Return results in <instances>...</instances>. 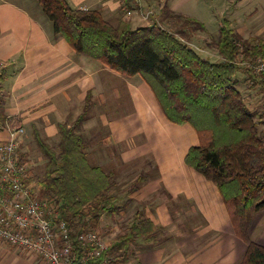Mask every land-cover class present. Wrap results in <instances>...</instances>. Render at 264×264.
I'll return each instance as SVG.
<instances>
[{"label":"crops","instance_id":"crops-1","mask_svg":"<svg viewBox=\"0 0 264 264\" xmlns=\"http://www.w3.org/2000/svg\"><path fill=\"white\" fill-rule=\"evenodd\" d=\"M33 1L0 0V142L8 139L6 124L23 126L21 159L31 160L40 154L36 134L59 151L60 128H72L84 116L76 130L87 144L90 165L113 175L109 195L120 208L115 216L126 217L132 209L133 224L147 219L157 228L153 237L132 243L136 264H239L247 246L237 236L218 187L184 161L191 147L210 137L188 124L169 122L141 75L112 70L56 36L53 23ZM136 1L130 0L129 8L139 7ZM67 2L73 9L100 12L116 27L126 21L133 29L158 24L178 37L185 32L203 48L214 49V59L217 50L209 43L218 40L223 27L264 44V0H140L141 11L153 13L148 21L153 23L138 11L127 17L117 0ZM207 14L217 27L206 22ZM190 19L204 31H193ZM236 80L250 99H264V82L259 87L243 71ZM245 104L253 111L246 99ZM253 112L260 114L257 121L264 115ZM32 173L39 190L37 169ZM202 239L212 242L202 249L209 254L197 247ZM0 264L48 263L0 240Z\"/></svg>","mask_w":264,"mask_h":264},{"label":"trees","instance_id":"trees-1","mask_svg":"<svg viewBox=\"0 0 264 264\" xmlns=\"http://www.w3.org/2000/svg\"><path fill=\"white\" fill-rule=\"evenodd\" d=\"M37 1L53 23L56 36L112 70L141 75L169 122L188 124L201 136L210 137L205 144L190 148L185 164L218 187L237 236L247 245L239 264H264V246L250 235L255 216L264 211V129H260L264 121L260 117L256 121L260 114L247 108L236 80L243 71L253 82L255 72L235 62L241 51L247 59L264 60V44L223 27L218 40L209 43L222 58L214 61L158 24L133 29L124 21L116 27L100 12L73 9L67 0ZM188 21L193 31H204L198 21ZM84 118L72 128H60L59 151L35 135L47 160L45 176L39 182L40 197L59 206L60 218L72 229L74 240L78 233L96 231L103 213L115 216L119 212L115 198L109 195L113 175L91 166L86 157L87 144L76 130ZM34 168L32 165V172ZM156 231L147 219L134 223L127 234L110 242L107 256L122 251L128 254L137 238L153 237ZM77 250L81 252L78 246Z\"/></svg>","mask_w":264,"mask_h":264},{"label":"built area","instance_id":"built-area-1","mask_svg":"<svg viewBox=\"0 0 264 264\" xmlns=\"http://www.w3.org/2000/svg\"><path fill=\"white\" fill-rule=\"evenodd\" d=\"M117 1L127 17L138 11L147 22L153 18L152 12L141 11L140 0L136 1L139 7L133 9L128 6L130 0ZM241 65L264 76L261 58L247 59ZM5 128L8 139L0 142V240L36 254L48 264H110L107 238L98 231L87 230L76 234L74 240L73 231L61 220L58 207L39 198L31 178L32 163L21 159V138L26 130L18 125L6 124Z\"/></svg>","mask_w":264,"mask_h":264},{"label":"rangeland","instance_id":"rangeland-1","mask_svg":"<svg viewBox=\"0 0 264 264\" xmlns=\"http://www.w3.org/2000/svg\"><path fill=\"white\" fill-rule=\"evenodd\" d=\"M33 2H36V4H37L36 6H38V3H37L36 0H34ZM206 22L210 26L217 27V23L216 22L214 23L213 20H211L209 18V14H207V16H206ZM195 32L197 34L199 33L198 31H195ZM179 36L182 39H185L186 41H189L190 43L195 44L196 47L200 48V49H196L199 54H202L203 56H208L207 58H212L215 61V59L212 57V54H211L212 52H214V49L203 48L202 45H200L197 42L196 38L186 34L185 32H179ZM208 52H209V55H208ZM217 55H219L218 52H217ZM240 58H242L241 61H240ZM217 59H219V56L217 57ZM219 60H222V58L219 59ZM245 61H247V58H246L244 52L242 54V51H241L240 56H238L236 58L235 62L236 63L239 62V64H241V63L245 64ZM255 75L256 76H254V79H253L252 83H258V85H259L260 81L264 82V76L258 75L256 73H255ZM258 85H255V86L253 85L252 86L253 88H256V90H254V91H257V90L260 91V89H259L260 85H259V87H258ZM248 92L249 91H247V92L243 91V97L244 98L248 95ZM245 99L247 100L249 105L252 106L253 111H260V112H262L264 114V102H263L264 99L263 100L262 99H256V100L254 99L253 100V99H250V97H248V96ZM260 118H261V120L264 121V115L262 117H260ZM256 121H257V119H256ZM263 128L264 127H260V129H263ZM154 136H158V131H154ZM23 139L21 138V140H23ZM206 139H207V137H206ZM40 154L37 151V154L36 153H34V155L32 154L31 160H29V162L32 163V165L35 166V168L37 169L38 181L39 180L40 181L43 180V178L45 176V172H46L45 165H46V162H47V160L42 159V156ZM37 194H38L39 198H41L40 197V195H42L41 188H40V190L37 191ZM177 204H181V202H178ZM122 206H125V208L127 206H128V208L129 207L132 208L133 205L132 204H129V205L128 204H122ZM57 207L60 210L59 206H57ZM86 208H87V206L85 207V209ZM128 208H127V211H128ZM117 209L119 210L120 208L118 207ZM133 212H132V209H131L129 212H127V216L123 217V218L120 217L119 215L118 216H114V215H110V214L108 215V214L103 213V215L101 216L102 218L100 220V223H99L98 228L96 229V231L100 232L110 242H113L112 240L115 239L116 237H119L121 235H125V234H127L129 232V230L131 228L130 226L133 225V219H134V216H135V214ZM76 224H77V221H74L72 226L74 225L76 227H73V230L74 229L76 230V228H77ZM157 232L158 231H156L155 234ZM250 235H251V239L253 241H255V242H257V243H259V244L264 246V211H262L261 213H258L255 216L254 223H253V228H252V231H251ZM205 237L208 238L207 236H205ZM196 244H197L198 249L201 250L202 255L209 254L210 250H202V249H208L211 246L212 242H210L208 244V242H206V239H202V241H200V242H199V240L196 241ZM133 247H134V249L138 248L137 245H134ZM132 252L133 251H130L126 255H125L124 251L112 254L110 256L111 264H136L137 259H138L137 256H136L137 254H136L135 251L133 253Z\"/></svg>","mask_w":264,"mask_h":264}]
</instances>
